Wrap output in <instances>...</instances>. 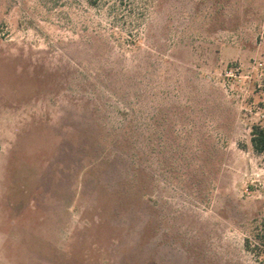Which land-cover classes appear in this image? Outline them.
<instances>
[{
  "label": "rangeland",
  "instance_id": "1",
  "mask_svg": "<svg viewBox=\"0 0 264 264\" xmlns=\"http://www.w3.org/2000/svg\"><path fill=\"white\" fill-rule=\"evenodd\" d=\"M258 123L264 0H0V264H264Z\"/></svg>",
  "mask_w": 264,
  "mask_h": 264
},
{
  "label": "trees",
  "instance_id": "2",
  "mask_svg": "<svg viewBox=\"0 0 264 264\" xmlns=\"http://www.w3.org/2000/svg\"><path fill=\"white\" fill-rule=\"evenodd\" d=\"M90 3L95 4L97 0H89ZM251 143L254 151L257 154H264V124H254L251 132ZM246 249L259 256L264 252V216L261 222L256 226L253 236L245 238Z\"/></svg>",
  "mask_w": 264,
  "mask_h": 264
}]
</instances>
